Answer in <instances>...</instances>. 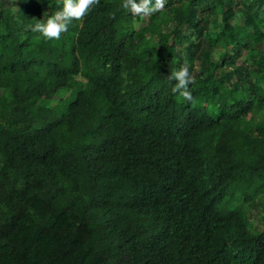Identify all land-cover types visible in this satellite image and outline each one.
Here are the masks:
<instances>
[{"label": "trees", "instance_id": "obj_1", "mask_svg": "<svg viewBox=\"0 0 264 264\" xmlns=\"http://www.w3.org/2000/svg\"><path fill=\"white\" fill-rule=\"evenodd\" d=\"M121 5L0 0V264H264V0Z\"/></svg>", "mask_w": 264, "mask_h": 264}, {"label": "clouds", "instance_id": "obj_2", "mask_svg": "<svg viewBox=\"0 0 264 264\" xmlns=\"http://www.w3.org/2000/svg\"><path fill=\"white\" fill-rule=\"evenodd\" d=\"M99 4L100 0H63L61 9L49 15L46 21L35 23L31 30L40 33L45 39L59 40L74 20L83 21ZM166 4L167 0H122L121 7L133 16L148 18L163 11ZM166 78L175 82L172 87L173 94H178L184 100L193 102L194 97L190 85L195 83V78L187 61L179 70L172 71Z\"/></svg>", "mask_w": 264, "mask_h": 264}, {"label": "rangeland", "instance_id": "obj_3", "mask_svg": "<svg viewBox=\"0 0 264 264\" xmlns=\"http://www.w3.org/2000/svg\"><path fill=\"white\" fill-rule=\"evenodd\" d=\"M142 22H148L149 21V17L148 18H142L141 17ZM67 90H62L59 95L61 97H64L67 95ZM52 105V104H51ZM250 218L254 224L255 227H253L254 229L256 227L262 228V217L264 216V205L262 203H260L259 201H256V203H254L253 205L250 206Z\"/></svg>", "mask_w": 264, "mask_h": 264}]
</instances>
